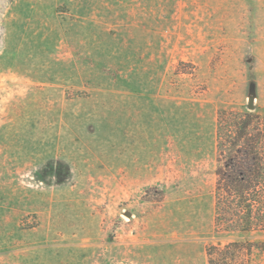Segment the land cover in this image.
<instances>
[{
  "label": "rangeland",
  "instance_id": "374dc122",
  "mask_svg": "<svg viewBox=\"0 0 264 264\" xmlns=\"http://www.w3.org/2000/svg\"><path fill=\"white\" fill-rule=\"evenodd\" d=\"M264 114V0H0V264H208L221 110Z\"/></svg>",
  "mask_w": 264,
  "mask_h": 264
},
{
  "label": "trees",
  "instance_id": "16d2710c",
  "mask_svg": "<svg viewBox=\"0 0 264 264\" xmlns=\"http://www.w3.org/2000/svg\"><path fill=\"white\" fill-rule=\"evenodd\" d=\"M216 130L215 228L264 232V114L221 110ZM255 248L243 241L209 246L208 264H248Z\"/></svg>",
  "mask_w": 264,
  "mask_h": 264
},
{
  "label": "water",
  "instance_id": "95a60500",
  "mask_svg": "<svg viewBox=\"0 0 264 264\" xmlns=\"http://www.w3.org/2000/svg\"><path fill=\"white\" fill-rule=\"evenodd\" d=\"M248 108L250 111H253L255 109V99L253 97L249 99Z\"/></svg>",
  "mask_w": 264,
  "mask_h": 264
}]
</instances>
